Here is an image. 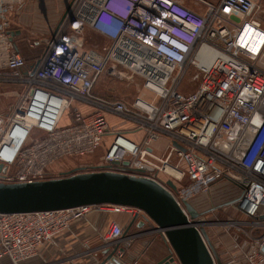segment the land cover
<instances>
[{
    "label": "built area",
    "instance_id": "obj_1",
    "mask_svg": "<svg viewBox=\"0 0 264 264\" xmlns=\"http://www.w3.org/2000/svg\"><path fill=\"white\" fill-rule=\"evenodd\" d=\"M23 2L0 0V85L22 87L12 114L0 115L6 169L0 183L49 180L48 170L61 159L94 155L111 133L109 116L118 117L142 136L132 141L114 133L103 169L158 181L194 223L185 203L227 181L240 193L239 210L252 220L244 228L229 225L260 234L248 251L228 253L223 264H264V26L254 18L260 0H71L51 37L28 40L31 48L44 44L31 68L11 35ZM87 30L107 40L102 52L83 49ZM123 70L143 79L151 100L128 103L96 93L105 73L126 77ZM191 71L199 84L184 93ZM65 115L69 125L61 127ZM97 210L150 221L138 209L112 205L0 213V259L21 264L36 258ZM195 227L200 231L202 223ZM123 237V227L113 222L103 242L109 247ZM172 257L170 264H180Z\"/></svg>",
    "mask_w": 264,
    "mask_h": 264
},
{
    "label": "water",
    "instance_id": "obj_2",
    "mask_svg": "<svg viewBox=\"0 0 264 264\" xmlns=\"http://www.w3.org/2000/svg\"><path fill=\"white\" fill-rule=\"evenodd\" d=\"M142 170L154 172L146 166ZM5 171L0 165V172ZM167 185L175 190L172 182ZM89 205L123 206L144 212L169 245L170 255L158 264H170L173 254L180 264H223L204 228L198 231L195 227L201 213L186 202L187 213L196 223L189 221L173 195L154 179L99 168L92 172L76 169L60 178L35 183H0V213L57 211ZM261 250L264 252V245ZM101 264L124 263L113 253Z\"/></svg>",
    "mask_w": 264,
    "mask_h": 264
},
{
    "label": "crops",
    "instance_id": "obj_3",
    "mask_svg": "<svg viewBox=\"0 0 264 264\" xmlns=\"http://www.w3.org/2000/svg\"><path fill=\"white\" fill-rule=\"evenodd\" d=\"M70 1L24 0L22 6L13 14L12 39L16 50L26 59L29 68L34 65L44 49L42 42L36 43L34 48L29 46L31 34L41 39L49 38V35L54 33L53 25H57L62 19ZM99 36L104 44H107V40ZM21 90L20 86L0 85L1 116L8 117L12 114L18 92ZM77 106L81 107L79 104ZM41 135L42 133L38 132L35 137ZM165 143L162 141L161 145ZM103 147L104 145L94 155L79 159H61L48 170L49 177L57 179L60 177L52 176H61L76 169L92 172L103 168ZM87 168L90 170H86ZM113 222L123 227L124 237L105 247L103 238ZM117 251H122V256H118ZM113 253L124 264H158L170 254V250L162 235L156 231V226L150 221L140 217L134 218L127 213L97 210L84 220L74 223L59 239L44 245L36 258L21 264H101ZM0 264L13 263L8 259H0Z\"/></svg>",
    "mask_w": 264,
    "mask_h": 264
},
{
    "label": "rangeland",
    "instance_id": "obj_4",
    "mask_svg": "<svg viewBox=\"0 0 264 264\" xmlns=\"http://www.w3.org/2000/svg\"><path fill=\"white\" fill-rule=\"evenodd\" d=\"M69 4L67 6H69ZM254 18L259 20L264 26V0H260L259 9L255 13ZM59 23L60 20L57 25H53L55 26V29L59 25ZM52 35L53 33H51L49 37H51ZM30 37L31 40L38 38L41 39V37H36L33 34H31ZM81 44L82 47L86 50L95 49L99 50V52H102L103 46L106 45L104 44L102 38L99 35H96L92 30H87L84 33V38L83 40H81ZM123 72L125 73L127 78L115 77L110 71L105 73L100 78L96 86V93L100 96L123 100L128 103H133L134 100L139 97L145 98L147 100L152 99V93L145 91L143 87L142 78L136 76L130 79L128 78L130 77L129 74L126 73L125 70H123ZM193 74L194 71H191L190 75L185 79L183 87L182 89H180V91H183L184 93H192L196 90L199 81L192 82L191 79ZM68 122V116L65 115L64 119H62L61 121L60 126L66 127L67 125H69ZM109 122L111 125V133L106 138L102 150L103 155H105L106 151L110 147L114 133H125V136L128 139L132 141H140L142 134L132 133L135 128L134 125L130 124L128 121H125L118 117L109 116ZM37 133L38 132L35 131L34 136H36ZM104 166L105 165H102L101 167ZM86 170H90V168H87ZM57 176L60 177L58 174H55L52 177ZM229 184L230 183H228L227 181H221L216 187L211 190V192L201 195L192 203L193 206L197 207L195 209L199 213H201V217L198 220L202 223V228H204V230L206 231L210 243L222 263L227 259L228 253H243L245 251H248L253 245V237L260 234L255 232L251 234L250 229L244 231L242 229L240 230L237 229V227H232L231 225H229V223L231 222H237L239 224L242 223L240 227L244 228V226H246L244 224L250 223L252 221L239 210L236 203L231 204L233 201L237 200V198L240 196V193L235 189V186H231ZM150 222L153 223L151 220Z\"/></svg>",
    "mask_w": 264,
    "mask_h": 264
},
{
    "label": "bare ground",
    "instance_id": "obj_5",
    "mask_svg": "<svg viewBox=\"0 0 264 264\" xmlns=\"http://www.w3.org/2000/svg\"><path fill=\"white\" fill-rule=\"evenodd\" d=\"M16 138H17V137H16ZM18 146H19V144L16 143V144L11 148L10 151H8V150L6 151L7 154H9V155L12 154V153L14 152V150H16V148H18ZM167 172H168V173H171L172 171H171L170 169H168ZM178 176H179V175H178Z\"/></svg>",
    "mask_w": 264,
    "mask_h": 264
}]
</instances>
